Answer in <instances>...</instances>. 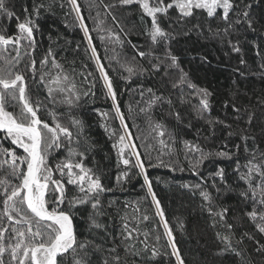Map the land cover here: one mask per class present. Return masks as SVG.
Masks as SVG:
<instances>
[{
    "label": "trees",
    "instance_id": "obj_1",
    "mask_svg": "<svg viewBox=\"0 0 264 264\" xmlns=\"http://www.w3.org/2000/svg\"><path fill=\"white\" fill-rule=\"evenodd\" d=\"M77 3L99 63L113 83L117 103L128 128L127 135L132 137L130 141L126 139L125 143L136 146V152L145 164L153 192L160 201L184 264H244L235 252L222 251L224 245L217 239V233L230 234L233 247L243 253L248 264H264V233L256 227L259 221L254 222L247 215L254 207L260 211H264V207L253 204L251 193L248 199L240 195L247 185L235 171L239 166L241 171L246 172L244 166L252 159L253 153L257 161L264 156V0H235L237 7L230 14V22L234 23L245 4H251L249 11L253 28H248L247 22H244L228 29L227 33L225 28L228 22L219 17L210 19L205 13L197 11L192 17L178 19L179 14L172 9L169 15L159 17L161 27L175 37L167 47L163 42L159 45L151 43L145 34L144 23L146 21L150 26L151 21L147 17L141 19L138 5L120 6L117 0H77ZM5 4L14 15L8 18L0 14V34L17 35L16 17L23 20L28 14L38 25L34 31L35 45L31 56L24 55L25 49L21 48L22 58L15 69L25 74L29 98L33 105L41 106L38 115L49 124L53 120L50 113H54L55 118L65 125L70 126L73 118L81 122L79 143L74 139L73 146L78 151L86 152L84 164L100 176L107 189H111L100 195L99 211L102 214L96 216V220L103 225L102 228L90 227L88 217L93 212L91 203L71 209L78 241L91 242L89 251L92 252V264H104L105 260L108 264H176L143 177L138 175V169L131 166L126 168L119 162V146L114 148L113 145H118L119 136L125 133L116 117L111 98L106 96L104 81L95 60L91 58L88 41L71 4L68 0H5ZM109 4H116V7L105 11L104 6ZM40 5L42 7H39L37 14L35 9ZM109 33L113 34L111 38ZM116 36L120 37L122 43L115 42ZM233 45L239 47L240 51H234ZM2 49L3 46H0V55H16L12 45L7 46V51ZM137 49L152 52L153 55L141 59L136 54ZM50 50L52 56L49 57ZM166 50L179 58L180 67L188 73L193 84L212 93L209 110L203 118L198 117L191 105L181 104L177 95L171 96L174 101L171 107L167 103H157L147 113L140 111L147 106L145 101L150 95L146 91L148 88L165 97L173 91L165 73H155L151 67L156 57L163 58ZM46 57L48 63L41 65L40 61ZM133 57L144 71L126 80L122 77H127L128 73L121 65L132 61ZM53 59L60 68L53 67ZM241 59L244 60L243 64L240 63ZM32 60L36 62L34 71L30 68ZM57 73L67 74L79 93V100L71 106L59 102V95L55 101L49 98L46 82ZM86 91L88 95H84ZM142 91L143 98L140 94ZM191 92V89L186 90V94ZM15 103L9 100L7 110L19 111L18 107H14ZM233 104L240 108V113L233 112ZM177 110L183 117L180 121L173 114ZM249 114L253 116L251 125L247 123ZM238 115L243 118L237 119ZM149 116L165 125L167 133L164 137H159L153 131ZM207 120L223 123L209 125ZM224 124L231 127L226 128ZM229 132H233V135L229 136ZM242 136L247 138L241 139ZM161 139L164 144L160 143ZM185 140L199 144L206 152L232 153V158H215L205 162L199 174L193 176L185 156ZM246 147L248 152H245ZM2 148H12L23 155L21 149L0 138ZM66 154L67 142L64 147L50 152L49 165L55 168ZM124 156L135 163L130 147L125 149ZM5 159L8 158L0 155V160ZM160 160L169 167L151 166L159 164ZM179 168L184 171H179ZM220 168L225 170L223 182L219 178L214 180L212 175ZM10 170L7 164L0 166V179L18 183L8 175ZM123 171H127L128 176L118 182L117 177ZM54 178L59 179V174L56 173ZM214 182L219 186V192L211 187ZM197 183L211 192L214 211L228 209L225 221L209 215L208 206L204 205L199 190L184 187ZM66 194L63 207L68 210V202L82 194L71 185H67ZM145 215L149 217L148 220L143 219ZM125 223L128 230L123 227ZM228 224L232 225L230 233L226 227ZM129 231L131 239L125 240ZM93 245H99L101 250L96 251ZM113 248L115 252L111 251ZM153 248L159 253L155 258H151ZM116 256H119V262L115 260ZM3 259L5 264H10L8 253ZM64 264H72L70 256Z\"/></svg>",
    "mask_w": 264,
    "mask_h": 264
},
{
    "label": "snow or ice",
    "instance_id": "obj_2",
    "mask_svg": "<svg viewBox=\"0 0 264 264\" xmlns=\"http://www.w3.org/2000/svg\"><path fill=\"white\" fill-rule=\"evenodd\" d=\"M117 2L120 6L138 5L142 13L141 19L143 20V17H147L151 21L150 26L147 25L146 21L144 23L145 34L150 38L153 45H159L163 42L167 47L169 41L175 38L172 33L165 31L159 22V17L169 15L172 9H175L179 14L178 19L192 17L197 11L205 13L206 17L210 19L219 17L228 22L225 28L226 33L228 29L244 22H247L248 28H253V21L249 11L252 7L251 4H245L244 10L237 15L234 23L230 22V14L236 11L237 7L235 0H117ZM68 3L71 4L72 9L76 13L79 26L88 41L92 54L91 58L95 60L104 81L106 96L111 98L116 117L120 120L125 133L119 136L118 145H113L114 148L119 146V162L125 165L126 168L131 166L138 169V175L143 177L144 185L147 187V194L151 196L156 214L164 227V234L167 237V246L171 248V255L175 257L176 264H184L175 243L173 232L165 219L160 201L153 192L145 164L140 154L136 152V146L125 143L126 139L130 141L132 137L127 135L128 128L125 124V117L117 103L116 91L110 77L99 63L96 49L92 46V38L89 36V29L80 15V5L77 0H68ZM39 7H42V5L37 6L35 9L37 14ZM104 7L105 11H109V9L116 7V4H109ZM0 14L6 15L8 18L14 15L13 11L6 7L5 0H0ZM241 17H243V20ZM16 19L17 35L6 36L0 34L2 50L7 51V46L12 45L16 52L14 57L0 55V138L10 141L11 145L15 146L16 149H21L23 155L18 154L12 148L0 149V155L8 158L0 160V166L9 165L11 170L8 175L18 181V183H13L7 179H0V204H2V209H0V264H5L3 259L5 253L10 256V264H64V261L69 256L72 264H92V252L89 251L91 242L78 241L71 209L77 207V205L91 203L93 212L88 217L91 222L90 227L102 228L103 225L96 220V216L102 214L99 211L100 195L111 189H107L103 185L100 176L84 164L83 160L86 152L78 151L73 146L74 139L79 143L82 132L81 122L73 118L70 121V126L65 125L55 118L54 113H50L53 116V120L49 124L38 115L41 106L39 104L33 105L31 102L25 74L15 70L22 58L21 48L25 49L24 55L31 56V50H34L35 45L34 31L38 28V25L31 19V14L25 16L23 20L19 17H16ZM113 20L119 26L115 16H113ZM112 35V33H109V38ZM101 39L103 40L104 37L102 36ZM115 42L122 43L119 36L115 37ZM229 43L231 44V41ZM233 49L236 52L240 51V48L235 45H233ZM136 54L141 59L153 55L152 52L145 53L139 49H137ZM48 56H52L51 50L48 52ZM155 61V63H151L152 70L155 73L163 71L165 76L168 77L173 91L168 97H165L162 94L157 95L152 88H148L146 91L150 95L145 101L147 106L142 107L140 111L147 113L157 103L161 105L167 103L171 107L174 104L171 96L177 95L181 104L191 105L198 117L203 118L204 113L209 110V97L212 93L207 88H200L191 82L188 73L184 72L180 67L179 58L172 54L171 51L166 50L163 58L156 57ZM35 63V60L31 61L30 68L33 71ZM40 63L41 65H46L48 63L47 57L41 60ZM240 63L243 64L244 60L241 59ZM52 65L55 68H60L55 59H53ZM121 67L128 73L127 77H122L126 80L134 75L142 74L144 71L143 67L136 63L135 57L132 58V61L123 63ZM41 82H44L43 77ZM46 87L49 98L53 101L56 100L57 95L61 97L59 102L66 103L69 106L79 100L76 86L70 81V77L67 74L57 73L55 76H50L46 82ZM187 89H191L192 92L186 94ZM140 94L143 98L144 92L142 91ZM84 95H88V91L84 92ZM188 97L191 98L189 99ZM9 100L16 102L14 107H18L19 111L7 110L6 105ZM193 101H196V103H193ZM225 107H227V104H225ZM232 110L235 113H240L241 111L234 104ZM173 114L178 121L183 119L178 110L174 111ZM236 118L242 119L243 117L238 115ZM148 119L153 131L159 137H164L167 133L165 125L154 121L151 116ZM252 121L253 116L249 114L247 123L251 125ZM206 122L209 125L223 123V121L212 120H207ZM188 126L191 127L190 124ZM224 127L230 128L231 125L224 124ZM72 129H76V131L74 132ZM105 131H108V129L105 128ZM228 135L232 136L233 132H229ZM169 137L171 138V134H169ZM246 138V136L241 137V139ZM65 142H67L66 156L56 163L55 168L51 167L48 163L50 152L64 147ZM160 143L164 144V141L161 139ZM183 143L185 156L190 164L189 170L193 176L199 174V169L205 162H210L215 158L231 159L233 155L226 151L206 152L199 144L187 140L183 141ZM129 147L131 156L135 157L134 164L130 158L124 156L125 149ZM237 147L239 148V146ZM171 151L172 149L169 148V152ZM248 151L249 149L246 147L245 152ZM76 157H79V159H76ZM161 165L169 167V165L164 164L163 160H160L159 164L151 166L158 167ZM237 165H239L238 161ZM244 167L247 168L246 172L241 171L239 166L235 169L239 174V179L247 185V188L240 195L248 199L249 193H251L250 198L253 204L264 207V156L261 157L260 161H257L256 155L253 153L252 159ZM170 170L175 171L176 169L170 168ZM179 171H184V169L179 168ZM56 173L59 174V179L54 178ZM212 175L214 180L219 178L223 182L225 170L220 168ZM127 176L128 172L123 171L117 177L118 182ZM67 185L73 186L82 195L73 197L68 202V210H65L63 205L67 199ZM184 187L199 190V195L204 205L208 206L209 215L218 217L221 222L225 221L228 209L221 208L219 211H214L211 206L213 197L206 187H202L201 183L184 185ZM211 187L215 188L217 192L220 191L219 186L215 182ZM257 196H259V199H257ZM247 215L252 221H259L256 227L261 233H264V211L254 207L247 212ZM143 219L148 220L149 217L145 215ZM123 227L128 230L127 223ZM213 227H215V222ZM226 227L230 233L232 225L228 224ZM216 235L217 239L224 245L222 251L235 252L237 256L241 257L244 264H248L243 253L233 247V237L230 234L221 235L217 233ZM124 239H131L130 231ZM157 240H160L159 236ZM237 243H242V241H237ZM93 247L96 251L101 250L99 245H93ZM125 250L127 251V248ZM145 250H147V245H145ZM260 250L257 249V251ZM111 251L115 252V249L113 248ZM158 255V251L153 248L151 258H155ZM115 260L119 262V256H116ZM104 264H108V261L105 260Z\"/></svg>",
    "mask_w": 264,
    "mask_h": 264
}]
</instances>
